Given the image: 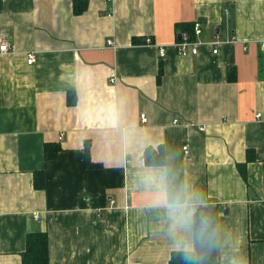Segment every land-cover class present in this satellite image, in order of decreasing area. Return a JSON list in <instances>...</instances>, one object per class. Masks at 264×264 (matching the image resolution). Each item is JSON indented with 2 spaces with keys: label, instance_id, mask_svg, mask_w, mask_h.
Segmentation results:
<instances>
[{
  "label": "crops",
  "instance_id": "0c3cea01",
  "mask_svg": "<svg viewBox=\"0 0 264 264\" xmlns=\"http://www.w3.org/2000/svg\"><path fill=\"white\" fill-rule=\"evenodd\" d=\"M0 33V264L37 230L48 264H264V0H0Z\"/></svg>",
  "mask_w": 264,
  "mask_h": 264
},
{
  "label": "trees",
  "instance_id": "16d2710c",
  "mask_svg": "<svg viewBox=\"0 0 264 264\" xmlns=\"http://www.w3.org/2000/svg\"><path fill=\"white\" fill-rule=\"evenodd\" d=\"M191 34L194 26L188 29ZM59 146L46 144V156L53 158L57 155ZM166 159L165 150L162 145L149 146L145 151V161L148 164H164ZM85 164L87 166H98L100 163L91 160L89 144L85 146ZM48 235L46 231H32L27 236V248L23 252V264H48L49 263ZM191 258V259H190ZM170 264H196L195 252L189 249H177L172 252ZM225 264V263H222ZM251 264V263H231Z\"/></svg>",
  "mask_w": 264,
  "mask_h": 264
},
{
  "label": "built area",
  "instance_id": "2783aa9c",
  "mask_svg": "<svg viewBox=\"0 0 264 264\" xmlns=\"http://www.w3.org/2000/svg\"><path fill=\"white\" fill-rule=\"evenodd\" d=\"M202 31V23L199 21H196L194 23V32L199 34ZM113 41L109 39V43H112ZM146 42H151V37L147 36L146 37ZM199 43L200 41L195 40L192 38V34L190 31H183L181 32V37H179L174 45L177 48V51L179 54L182 55H190V54H197L199 52ZM218 39L212 40V44L214 45L213 51L217 52L218 51ZM264 45V43H263ZM165 46L160 45V51L161 53L165 52ZM15 51L14 45L10 42V40L6 37V35L0 33V53H9ZM27 61L28 63H34L36 61V54L33 52L28 53L27 56ZM260 115V113H259ZM141 119L143 122L148 121V116L146 112L141 113ZM201 129H204V126H200ZM183 149L186 153L190 151L189 149V144L186 143L183 145Z\"/></svg>",
  "mask_w": 264,
  "mask_h": 264
},
{
  "label": "clouds",
  "instance_id": "9594fccd",
  "mask_svg": "<svg viewBox=\"0 0 264 264\" xmlns=\"http://www.w3.org/2000/svg\"><path fill=\"white\" fill-rule=\"evenodd\" d=\"M188 222V218L186 216H181V218L177 221L178 224L181 226L186 225ZM191 259V258H190Z\"/></svg>",
  "mask_w": 264,
  "mask_h": 264
},
{
  "label": "water",
  "instance_id": "95a60500",
  "mask_svg": "<svg viewBox=\"0 0 264 264\" xmlns=\"http://www.w3.org/2000/svg\"><path fill=\"white\" fill-rule=\"evenodd\" d=\"M179 37H181V33L179 34Z\"/></svg>",
  "mask_w": 264,
  "mask_h": 264
}]
</instances>
